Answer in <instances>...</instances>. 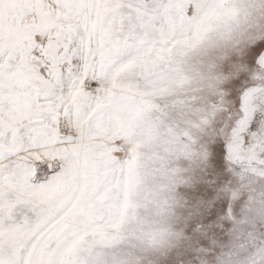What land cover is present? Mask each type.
Returning a JSON list of instances; mask_svg holds the SVG:
<instances>
[{
    "label": "snow or ice",
    "instance_id": "1",
    "mask_svg": "<svg viewBox=\"0 0 264 264\" xmlns=\"http://www.w3.org/2000/svg\"><path fill=\"white\" fill-rule=\"evenodd\" d=\"M261 19L0 0V264H264Z\"/></svg>",
    "mask_w": 264,
    "mask_h": 264
},
{
    "label": "rangeland",
    "instance_id": "2",
    "mask_svg": "<svg viewBox=\"0 0 264 264\" xmlns=\"http://www.w3.org/2000/svg\"><path fill=\"white\" fill-rule=\"evenodd\" d=\"M257 26H259L261 29H264V19H261L259 21H251L248 25V27L251 29H255Z\"/></svg>",
    "mask_w": 264,
    "mask_h": 264
},
{
    "label": "bare ground",
    "instance_id": "3",
    "mask_svg": "<svg viewBox=\"0 0 264 264\" xmlns=\"http://www.w3.org/2000/svg\"><path fill=\"white\" fill-rule=\"evenodd\" d=\"M173 163V166H175V162H172Z\"/></svg>",
    "mask_w": 264,
    "mask_h": 264
}]
</instances>
